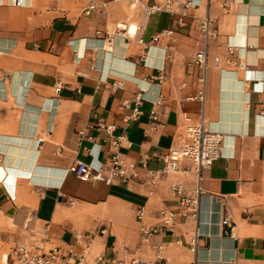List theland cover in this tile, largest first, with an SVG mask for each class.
I'll return each instance as SVG.
<instances>
[{"label": "crops", "instance_id": "crops-1", "mask_svg": "<svg viewBox=\"0 0 264 264\" xmlns=\"http://www.w3.org/2000/svg\"><path fill=\"white\" fill-rule=\"evenodd\" d=\"M98 2L103 8L84 12L83 0H0L1 248L49 245L67 256L73 246L89 264L96 255L264 264V0H201L151 14ZM206 17L212 36L200 29ZM202 49L200 101L194 58ZM233 58L244 66L226 62ZM200 121L224 134L221 157L199 176L184 161L149 187L143 165L162 168L184 128ZM108 126L112 137L125 136L117 147ZM114 151L137 164L126 186L66 172L75 159L106 164ZM139 207L158 229L147 240ZM163 212L172 224L162 223Z\"/></svg>", "mask_w": 264, "mask_h": 264}, {"label": "built area", "instance_id": "built-area-1", "mask_svg": "<svg viewBox=\"0 0 264 264\" xmlns=\"http://www.w3.org/2000/svg\"><path fill=\"white\" fill-rule=\"evenodd\" d=\"M84 12L99 10L103 8V2L98 0H83ZM113 2H125L134 7H139L141 11L151 14L156 11L164 10L168 12H176L180 9H187L190 7H198L201 0H156L152 4L149 0H112ZM210 0H206L209 2ZM13 3L20 5L23 0H13ZM212 24L208 17L200 21V29L206 35H214L211 30ZM116 29L119 31H126V25L123 23L116 24ZM166 34L169 31H165ZM158 41V36L151 39V43ZM229 51L233 46L227 43ZM239 57H236L238 59ZM236 59H227L229 65L235 67H243L244 63ZM194 62L201 68L203 76L199 78L201 90L198 99L203 101L204 97V73L208 66L206 63V52L204 49L199 51L194 58ZM218 58L214 59V63L218 65ZM114 86L122 88L123 83L118 82ZM143 100L141 92L136 96L137 104ZM139 111L135 108L132 114L136 117ZM108 137L111 138L113 147H117L125 139L124 135L116 137L111 136L112 127L107 128ZM224 134L219 131L211 130L203 121L196 124L187 125L184 128L181 142L178 145L171 147L166 155L162 157L163 166L160 169H147L143 165L145 183L149 187H154L158 181L165 175L178 172L182 169V163L188 161L191 165L192 171L196 176H199L203 169L208 168L215 160L221 157V150L223 145ZM143 164V163H142ZM67 173L76 175L84 180L92 183L103 182L107 185L118 184L126 186L131 179L138 177V167L134 161L124 158L118 151H114L106 164L86 163L82 160L75 159L66 169ZM172 190L175 193L181 191L178 183L172 185ZM192 206L197 205V200L190 201ZM135 218L140 223L139 233L144 240H147L151 235L156 233L158 229L151 227L143 222L144 208L139 207L135 211ZM161 221L164 225H170L173 221V214L171 212H163ZM195 238L191 241V250L195 249ZM68 255L63 256L58 247L48 249L36 247L33 245H15L8 253H6L5 260L2 264H89L83 251L77 252L73 246L68 247ZM92 264H147L140 259L133 258L130 260H108L102 255H96Z\"/></svg>", "mask_w": 264, "mask_h": 264}, {"label": "rangeland", "instance_id": "rangeland-1", "mask_svg": "<svg viewBox=\"0 0 264 264\" xmlns=\"http://www.w3.org/2000/svg\"><path fill=\"white\" fill-rule=\"evenodd\" d=\"M51 246H49V245H46L45 246V250L46 249H48V248H50ZM10 249L8 248V247H6V248H1V243H0V264H2V260L4 259V253L6 254V253H8V251H9Z\"/></svg>", "mask_w": 264, "mask_h": 264}, {"label": "bare ground", "instance_id": "bare-ground-1", "mask_svg": "<svg viewBox=\"0 0 264 264\" xmlns=\"http://www.w3.org/2000/svg\"><path fill=\"white\" fill-rule=\"evenodd\" d=\"M132 33H133V31H132ZM4 258H5V256H4ZM3 260H5V259H3Z\"/></svg>", "mask_w": 264, "mask_h": 264}]
</instances>
